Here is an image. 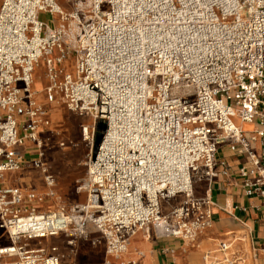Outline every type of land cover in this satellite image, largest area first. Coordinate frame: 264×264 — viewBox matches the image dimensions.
I'll return each mask as SVG.
<instances>
[{
  "label": "built area",
  "instance_id": "2783aa9c",
  "mask_svg": "<svg viewBox=\"0 0 264 264\" xmlns=\"http://www.w3.org/2000/svg\"><path fill=\"white\" fill-rule=\"evenodd\" d=\"M85 1L63 12L59 0H0V231L10 241L0 245V264H61L58 247L42 241L63 234L76 246L89 225L114 256L138 231L195 237L211 217L208 198L192 196L195 177L216 175L225 143L243 146L264 185V0ZM41 11L52 19L40 20ZM68 55L72 71L63 66ZM41 62L46 101L92 119L81 124L90 154L78 190L88 198L68 208L42 210L35 191L1 186L22 166L17 147L30 141L54 196L42 149L45 133L58 132L33 88ZM186 86L192 94L178 92ZM235 119L254 124L248 137ZM257 141L262 157L250 145ZM181 195L163 214L162 201Z\"/></svg>",
  "mask_w": 264,
  "mask_h": 264
},
{
  "label": "crops",
  "instance_id": "0c3cea01",
  "mask_svg": "<svg viewBox=\"0 0 264 264\" xmlns=\"http://www.w3.org/2000/svg\"><path fill=\"white\" fill-rule=\"evenodd\" d=\"M35 84L36 79L33 88L37 92V98L40 100V94L43 93L45 86L41 90H37ZM55 116H58V113ZM86 117L88 116L83 118ZM82 124L88 123L83 122ZM237 124L241 125L246 131V137H248L249 132L254 127V124L242 123L241 121L240 123L237 122ZM246 127L249 129H246ZM45 134L46 136L49 135L50 138L42 149L44 152L42 158L49 168L46 160V149L53 148L55 144L60 145V141L65 142L63 146L65 147L68 139L65 137L61 138L59 132L51 135ZM250 145L256 151V154L262 157L263 149L259 141L250 142ZM46 146L47 148H45ZM17 148L22 155V166L19 170L5 172L1 180V186H19L23 192L33 190L40 195L46 194L38 180L40 177H31V165L34 169L41 171L33 164L34 160L40 155V149L30 141H25ZM87 156L89 158V155ZM215 157L216 175L212 178H207L200 175L203 172L200 171L195 177L192 189L194 198H208L209 200L206 207L210 209L211 217L207 225L199 229L193 238L161 237L157 236L153 229H151L149 234L144 231H138L131 237L127 251L111 258V264H230L229 261L234 262L231 264H264V194L261 193L264 190V185H256L257 174H251L250 171L253 166L248 162V154L243 150L242 145L239 144L237 149L232 150L229 144H222L217 150ZM61 174L58 191L70 190L73 179L78 177V171L65 168L61 170ZM55 176L57 178V174ZM42 177L44 186L48 187L44 181L43 173ZM247 182L254 189L252 194L247 192L250 188L246 185ZM31 183H34V185ZM203 186H205V190L201 193L199 189ZM257 186L260 188L259 190H256ZM77 191L79 190L77 189ZM84 193L86 195L84 202H86L88 197L87 193ZM184 199L185 196L181 195L174 198L175 201H162L163 214L169 213L173 206L178 205ZM43 204H46L45 208L57 206L53 197H49L48 201ZM43 204L39 205L40 209L44 206ZM72 204L74 203L69 202V205ZM28 205L29 203L26 202L24 206L28 207ZM92 233L99 232L89 225L88 235L79 239L76 246L68 245L63 234L52 236L47 240L56 239V242L51 245L58 247V252L61 255V264H64V253L60 244L66 243L77 254L80 245L86 241H91L90 235ZM0 235L2 238L6 236L1 231ZM98 239L103 245L105 244L100 233ZM92 243L94 242L92 241ZM222 243L228 245L226 250L220 248ZM7 244H10V241L6 237L1 239L0 245ZM104 248L106 249L105 245Z\"/></svg>",
  "mask_w": 264,
  "mask_h": 264
},
{
  "label": "rangeland",
  "instance_id": "374dc122",
  "mask_svg": "<svg viewBox=\"0 0 264 264\" xmlns=\"http://www.w3.org/2000/svg\"><path fill=\"white\" fill-rule=\"evenodd\" d=\"M73 0H59V4L63 6L66 12H70L74 7ZM84 3L89 6V0H86ZM38 17L42 21H50L52 19L51 15L46 14L44 11L39 12ZM63 66L66 70L72 71L74 68V59L71 56H67L64 60ZM35 79L36 84L35 88L37 90H41L47 84L46 79V69L41 62L36 69L35 72ZM178 92H188L189 94L193 93L192 87H183ZM40 101L44 104L48 105L47 110L50 113L51 120H52V127L60 133V137H65L67 140V146L63 147L58 144L51 149H46V160L47 164L52 172L57 174V181L54 188L55 195L53 196L55 203L57 206L63 207H70L69 202L76 203V202H84L86 200V195L84 192L77 191L78 186L87 178L88 175V166L87 160L89 152H90V145H88L85 141L82 140L81 137V124L83 122L91 124L92 119L90 117L83 118L76 113L68 110L64 105L59 104L55 105L52 103H48L45 98V94H40ZM58 113V116H55ZM239 119H235L236 123ZM104 125V123H102ZM248 125V124H247ZM251 127V125H249ZM246 129H249L246 127ZM100 130L98 129V132ZM97 132V133H98ZM64 139V138H63ZM94 147V146H93ZM47 148V146L45 147ZM32 168V169H31ZM32 176L31 177H40L38 180L46 192V194L38 195L39 205L48 201L49 197V189L48 187L44 186L42 172L34 169L31 165ZM73 169L78 171V177L73 179L72 185L70 190H62V192L58 191V185L60 182L61 177V170L62 169ZM32 180V178H30ZM42 179V180H41ZM32 182V181H31ZM34 185V183H31ZM205 190V186L201 187L199 191L203 193ZM172 201H175L174 199ZM177 204V203H175ZM41 208L42 210H48L49 207H46V204ZM99 233H92L90 235L91 241H86L85 243H81L80 249L77 251L73 250L70 246L66 243H61L60 247L62 252L64 253V264H107L105 256L108 253L104 248L103 243L100 242L98 239ZM92 241L94 243H92ZM38 240H35L34 243H37ZM42 242L46 244H53L56 242L55 238L49 240H43ZM79 248V246H78ZM117 257V256H115Z\"/></svg>",
  "mask_w": 264,
  "mask_h": 264
},
{
  "label": "water",
  "instance_id": "95a60500",
  "mask_svg": "<svg viewBox=\"0 0 264 264\" xmlns=\"http://www.w3.org/2000/svg\"><path fill=\"white\" fill-rule=\"evenodd\" d=\"M106 126L104 125L101 128H98L100 131L97 133L96 139H95V143H94V147H93V153L95 154L97 147L103 137V131L105 130Z\"/></svg>",
  "mask_w": 264,
  "mask_h": 264
},
{
  "label": "bare ground",
  "instance_id": "6f19581e",
  "mask_svg": "<svg viewBox=\"0 0 264 264\" xmlns=\"http://www.w3.org/2000/svg\"><path fill=\"white\" fill-rule=\"evenodd\" d=\"M63 10V9H62ZM63 12H66L65 10H63ZM200 176V175H199ZM53 193H54V195H55V192H54V189H53ZM105 245V244H104ZM131 246V245H130ZM130 250V249H129ZM113 257H115L113 254H108L107 256H106V262H107V264H111V262H110V259L111 258H113ZM130 262V261H129ZM122 263V262H121ZM133 263V262H132ZM123 264H125V263H123Z\"/></svg>",
  "mask_w": 264,
  "mask_h": 264
},
{
  "label": "trees",
  "instance_id": "16d2710c",
  "mask_svg": "<svg viewBox=\"0 0 264 264\" xmlns=\"http://www.w3.org/2000/svg\"><path fill=\"white\" fill-rule=\"evenodd\" d=\"M104 125L102 124V122H100L99 124H98V128H101V127H103Z\"/></svg>",
  "mask_w": 264,
  "mask_h": 264
}]
</instances>
